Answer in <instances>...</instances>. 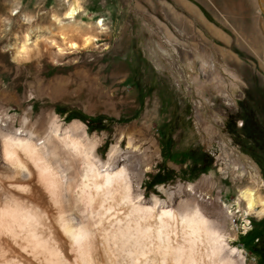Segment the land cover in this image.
<instances>
[{"label":"rangeland","instance_id":"374dc122","mask_svg":"<svg viewBox=\"0 0 264 264\" xmlns=\"http://www.w3.org/2000/svg\"><path fill=\"white\" fill-rule=\"evenodd\" d=\"M71 1L0 0V74H9L0 75L2 131L19 129L24 115L25 125L39 135L55 117L59 131L76 121L86 133L77 129V134L97 141L100 164L118 144L115 161L127 160L144 200H199L224 225L227 243L243 249L246 264H259L252 247L258 237L264 243V214L245 213L246 202L238 201L240 188L257 185L247 174L234 177L222 168L219 156L225 134L227 149L236 148L259 165L258 191L264 197L260 0H162L158 6L147 0H80L82 9L68 17ZM155 6L165 10L173 29L194 34L181 37L184 49L198 38L207 42L218 67L209 71L226 79L225 93L213 94L211 101L207 91L199 93L196 83L206 74L201 58L193 68L181 61L178 74L168 67L152 32L165 33L154 21ZM101 19L103 26H96ZM60 25L78 27L96 39L89 48H68L58 34ZM26 38L28 48L17 53ZM189 184L193 192L186 191Z\"/></svg>","mask_w":264,"mask_h":264},{"label":"bare ground","instance_id":"6f19581e","mask_svg":"<svg viewBox=\"0 0 264 264\" xmlns=\"http://www.w3.org/2000/svg\"><path fill=\"white\" fill-rule=\"evenodd\" d=\"M79 1L70 2L68 17L82 9ZM147 1L150 6L162 4V0ZM260 4L264 7V0ZM156 6L153 18L165 33L157 28L152 32L168 67L178 74L181 61L193 68L196 58H201L206 74L196 83L197 90L207 91L211 101L213 94L224 92L226 82L223 76L215 78L211 48L198 38V44L190 41L184 49L187 44L181 37L194 34L173 29L165 10ZM96 26H103V20ZM214 33L222 35L219 30ZM58 34L75 50L91 47L96 39L71 25H60ZM26 40L17 53L28 48ZM204 117L198 114L199 119ZM26 120L24 115L21 127L13 132L2 131L0 125V264H246L243 249L227 243L224 225L207 214L199 200L191 196L177 204L171 196L165 203L156 196L144 200L127 160L115 161L118 144L100 164L95 157L97 141L77 134L76 121L59 131L55 117L39 135L32 125H25ZM220 138L222 168L234 177L247 174L257 185L240 188L238 201L246 202L245 213L264 214L259 165L240 150L227 149L225 134ZM185 189L194 188L189 184Z\"/></svg>","mask_w":264,"mask_h":264},{"label":"trees","instance_id":"16d2710c","mask_svg":"<svg viewBox=\"0 0 264 264\" xmlns=\"http://www.w3.org/2000/svg\"><path fill=\"white\" fill-rule=\"evenodd\" d=\"M262 237L257 238V242L253 244L252 251L259 260V264H264V243Z\"/></svg>","mask_w":264,"mask_h":264},{"label":"crops","instance_id":"0c3cea01","mask_svg":"<svg viewBox=\"0 0 264 264\" xmlns=\"http://www.w3.org/2000/svg\"><path fill=\"white\" fill-rule=\"evenodd\" d=\"M226 12H230V11H227V10H225Z\"/></svg>","mask_w":264,"mask_h":264}]
</instances>
